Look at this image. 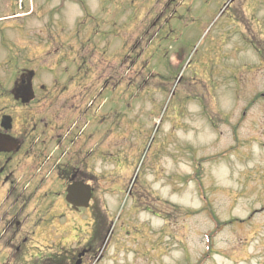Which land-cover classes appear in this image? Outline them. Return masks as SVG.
Segmentation results:
<instances>
[{
	"label": "rangeland",
	"instance_id": "rangeland-1",
	"mask_svg": "<svg viewBox=\"0 0 264 264\" xmlns=\"http://www.w3.org/2000/svg\"><path fill=\"white\" fill-rule=\"evenodd\" d=\"M168 1L0 0V32L32 55L74 34L92 78L120 77L90 96L75 143L90 149L105 228L91 242L97 264H264V70L249 48L230 52L257 35L264 0ZM72 220L28 234L34 250L15 264L75 245L73 227L92 236L90 217Z\"/></svg>",
	"mask_w": 264,
	"mask_h": 264
},
{
	"label": "flooded vegetation",
	"instance_id": "flooded-vegetation-1",
	"mask_svg": "<svg viewBox=\"0 0 264 264\" xmlns=\"http://www.w3.org/2000/svg\"><path fill=\"white\" fill-rule=\"evenodd\" d=\"M185 1L169 0L167 7L173 9ZM235 16L239 17L237 12ZM167 24L165 21L163 27ZM246 31L248 37L230 52L235 58L249 48L256 55L258 70H264V18L259 21L257 35ZM73 37L60 44L54 39L55 48L32 55L31 51L12 50L10 32H0V249L5 264L32 254L28 234H59L74 215L93 220L92 236L82 227H73L75 245L60 246L57 252L61 245L57 242L46 252L40 249L37 259L41 264H97L91 242L97 233L102 235L103 219L95 209V187L86 173L91 153L84 141L86 145L75 144L78 133L69 127L84 125V109L92 105L90 96L113 86L118 89L113 84L120 77L92 78L90 55L74 50ZM65 117L70 118L66 123ZM75 183L91 187L88 209L74 211L65 202L67 187ZM97 225L99 230H95Z\"/></svg>",
	"mask_w": 264,
	"mask_h": 264
},
{
	"label": "water",
	"instance_id": "water-1",
	"mask_svg": "<svg viewBox=\"0 0 264 264\" xmlns=\"http://www.w3.org/2000/svg\"><path fill=\"white\" fill-rule=\"evenodd\" d=\"M66 192V201L72 205L74 209L87 208L91 196V190L88 186L82 183H75L69 186Z\"/></svg>",
	"mask_w": 264,
	"mask_h": 264
}]
</instances>
